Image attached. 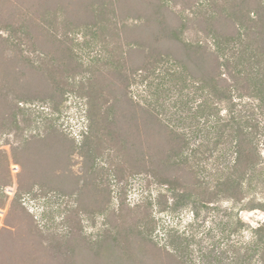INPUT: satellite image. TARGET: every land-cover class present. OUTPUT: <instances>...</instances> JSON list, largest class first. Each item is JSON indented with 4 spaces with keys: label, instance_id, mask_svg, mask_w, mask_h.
Returning <instances> with one entry per match:
<instances>
[{
    "label": "rangeland",
    "instance_id": "374dc122",
    "mask_svg": "<svg viewBox=\"0 0 264 264\" xmlns=\"http://www.w3.org/2000/svg\"><path fill=\"white\" fill-rule=\"evenodd\" d=\"M167 5L184 18L183 36L189 39L201 36L199 26L205 28L199 17L232 8L229 0H170ZM20 22L0 18L5 38L0 47V189L7 194L5 199L0 190V264H121L104 255L108 243L118 245V254L127 250L124 260L130 264H172L157 249L164 243L176 246L186 264H259L261 231L254 228L264 221V178L246 176L242 196L235 200L212 190L204 171L192 190L132 172L119 163L124 155L120 151L116 158L107 139L114 117L107 118L110 112L101 101L106 92L91 96L103 104L97 118L104 121L95 122V129L101 123L100 131H90L92 100L78 90L89 72L71 73L73 60L84 65L94 60L108 70L106 64L121 57L116 45L124 42L123 24L140 21H120L119 37L110 23L102 30L68 31L63 16L50 17L47 24L63 44L47 38L45 46L24 40ZM93 81L102 83L101 74ZM142 89L133 86L134 93ZM140 230L150 231L149 244Z\"/></svg>",
    "mask_w": 264,
    "mask_h": 264
},
{
    "label": "trees",
    "instance_id": "16d2710c",
    "mask_svg": "<svg viewBox=\"0 0 264 264\" xmlns=\"http://www.w3.org/2000/svg\"><path fill=\"white\" fill-rule=\"evenodd\" d=\"M169 1L0 0V18L21 21L24 40L43 46L47 38L54 45L63 44L47 24L50 17L63 16L68 31L102 30L110 23L119 37L120 21H140L123 24L124 42L116 45L121 57L106 64L108 70L100 69L94 60L85 65L73 60L71 73L89 72L80 81L79 92L90 98L95 92L107 93L101 101L110 112L107 118L114 117L108 123L107 139L116 158L122 151L119 163L129 170L184 190L197 188L199 172L204 171L212 190L238 200L246 176L264 178V0H229V11L199 17L205 28L199 26L197 39L183 36L187 25L167 5ZM3 30L0 47L5 46ZM28 64L34 68L33 61ZM19 70L15 73L20 78ZM99 74L103 81L95 83L94 76ZM135 85H143L142 91L134 93ZM102 106L92 100L91 133L102 128L98 122L95 129L96 121H104V116L97 118ZM0 190L6 199L3 187ZM254 231H261L256 253L259 264H264V221ZM141 233L149 244L150 231ZM173 246L164 243L157 249L172 264H186ZM117 247L106 244L104 255L130 264L124 260L127 250L121 248L118 254Z\"/></svg>",
    "mask_w": 264,
    "mask_h": 264
}]
</instances>
